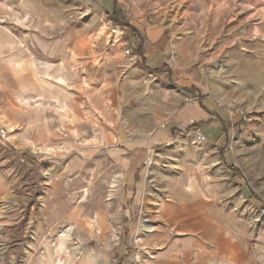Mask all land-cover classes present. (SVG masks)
Here are the masks:
<instances>
[{
	"label": "rangeland",
	"instance_id": "1",
	"mask_svg": "<svg viewBox=\"0 0 264 264\" xmlns=\"http://www.w3.org/2000/svg\"><path fill=\"white\" fill-rule=\"evenodd\" d=\"M201 94L228 162L178 132L126 201L128 152ZM0 121V264H264V0H0Z\"/></svg>",
	"mask_w": 264,
	"mask_h": 264
},
{
	"label": "crops",
	"instance_id": "2",
	"mask_svg": "<svg viewBox=\"0 0 264 264\" xmlns=\"http://www.w3.org/2000/svg\"><path fill=\"white\" fill-rule=\"evenodd\" d=\"M135 29L136 31L140 30L137 27H135ZM160 34L161 33L159 29H152L149 31L148 35L149 37L152 38V40H155L160 37ZM138 48H140L141 57L148 58V55L145 54L144 47L142 45H139ZM161 56L162 54L158 53L155 58H160ZM153 62L156 61L153 60ZM163 67H167V70L162 71L160 75L161 76L165 75L166 77L165 79L173 83L172 76L166 73L169 72L170 70L167 63H163V65H161L160 67H155L154 69H161ZM185 90H184V94L187 95L186 92L187 90L186 91ZM188 91H190V89H188ZM179 108L180 109L177 115H175L174 119L171 122H169L164 127L156 128L155 130H153L149 134V136L143 138L142 141H140L138 145L133 148L132 151L128 152L129 156L131 157H130V161L127 163L126 172H125V176H126L125 188L122 190V194L124 198H126V201L130 199V197H132L134 194L138 193L139 195V192H142L144 191L145 188H147V184H145V179H146L145 177H147V175L149 174L147 168V159L149 160L150 153L153 151V149H155L154 147L158 146L159 144L173 143L178 138L177 137L178 132L187 133L188 131L187 132L184 131H186L195 124H198V126H200V128L204 131V133H206L208 140L210 142H213V144L216 145L217 148H219L222 161H224L223 163L228 162L227 152L229 146L228 144L230 143L229 140L230 131L228 127L227 117L225 116L226 108L224 107V105H222L213 95L201 94V96H199L197 101H191L185 103ZM123 203L125 204V202ZM165 205H169V204H165ZM128 206L129 207L127 208H130V205ZM162 207H164V205H162ZM128 219H131V217H129ZM159 219H199V218L198 217L192 218V214L188 215L187 210H185L184 207H173V214L171 215L165 214L163 217H159ZM207 219H215V218L209 217ZM207 223L209 224L208 226H210V228L206 232H204L205 235H209L213 233L214 229L217 228L216 223H214L213 221H208ZM178 225H180L184 229L182 230V232L187 231L185 223H179ZM177 232L180 233L179 231ZM196 239L199 240V238Z\"/></svg>",
	"mask_w": 264,
	"mask_h": 264
},
{
	"label": "built area",
	"instance_id": "3",
	"mask_svg": "<svg viewBox=\"0 0 264 264\" xmlns=\"http://www.w3.org/2000/svg\"><path fill=\"white\" fill-rule=\"evenodd\" d=\"M126 54L130 55V56H135L137 57L136 54H134L130 48H127L126 49ZM199 128V131H198V136H197V139L200 140V141H203L205 139H207V136L204 134V132L201 130L200 127ZM6 134V128L4 127L3 123L0 121V135L1 136H4Z\"/></svg>",
	"mask_w": 264,
	"mask_h": 264
},
{
	"label": "trees",
	"instance_id": "4",
	"mask_svg": "<svg viewBox=\"0 0 264 264\" xmlns=\"http://www.w3.org/2000/svg\"><path fill=\"white\" fill-rule=\"evenodd\" d=\"M113 2L115 3L116 2V0H113ZM116 21V20H115ZM125 27H127V28H129V29H131V31L134 33V32H136V29H135V27L133 26V25H131V24H126V25H124ZM137 52L140 54L141 52H140V48H138L137 49ZM164 70H167V67H163V68H161V69H154V71L156 72V73H161L162 71H164ZM196 127H200V126H198V124H195V125H193V126H191L189 129H187L186 131H184V132H187V131H190L192 128H196Z\"/></svg>",
	"mask_w": 264,
	"mask_h": 264
},
{
	"label": "bare ground",
	"instance_id": "5",
	"mask_svg": "<svg viewBox=\"0 0 264 264\" xmlns=\"http://www.w3.org/2000/svg\"><path fill=\"white\" fill-rule=\"evenodd\" d=\"M113 183V182H112ZM110 199V198H109ZM145 228L147 229V230H150L151 229V225L150 224H146L145 225ZM93 262V261H92Z\"/></svg>",
	"mask_w": 264,
	"mask_h": 264
}]
</instances>
